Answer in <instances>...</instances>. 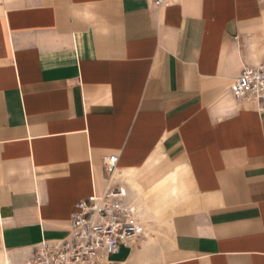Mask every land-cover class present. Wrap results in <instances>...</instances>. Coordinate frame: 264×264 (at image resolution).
I'll use <instances>...</instances> for the list:
<instances>
[{
	"label": "crops",
	"instance_id": "0c3cea01",
	"mask_svg": "<svg viewBox=\"0 0 264 264\" xmlns=\"http://www.w3.org/2000/svg\"><path fill=\"white\" fill-rule=\"evenodd\" d=\"M262 64L264 0H0V264L108 186L170 217L120 264H264V101L231 89Z\"/></svg>",
	"mask_w": 264,
	"mask_h": 264
},
{
	"label": "built area",
	"instance_id": "2783aa9c",
	"mask_svg": "<svg viewBox=\"0 0 264 264\" xmlns=\"http://www.w3.org/2000/svg\"><path fill=\"white\" fill-rule=\"evenodd\" d=\"M170 2L149 0L155 8ZM231 89L237 99L264 101V64L244 67L231 83ZM117 162V155L105 160L110 176ZM125 196L123 187L108 186L102 195L79 201L70 218L68 235L38 243L24 264H120L111 256L118 254L122 246L132 248L143 234L138 211L127 203Z\"/></svg>",
	"mask_w": 264,
	"mask_h": 264
},
{
	"label": "rangeland",
	"instance_id": "374dc122",
	"mask_svg": "<svg viewBox=\"0 0 264 264\" xmlns=\"http://www.w3.org/2000/svg\"><path fill=\"white\" fill-rule=\"evenodd\" d=\"M135 174V173H134ZM137 175V174H135ZM116 179H119L120 182H131L133 186L135 187H142L146 188L144 183H141V180H136L133 176H130L129 180H124L123 175H118ZM142 179V177H141ZM143 184V186H141ZM158 186L155 188L154 192L150 189L148 192H144L143 196V202L144 205H146L144 208L141 204L137 202L138 209H161L160 203L162 201H165L167 199H170L171 196L164 195L162 198H158ZM124 190L126 192V188L124 187ZM154 193V196H153ZM150 195V196H148ZM127 199V198H126ZM132 202L134 201L131 199ZM158 205L156 208L155 206ZM166 209V208H164ZM152 213L147 215V217L143 216V234L139 238L138 246L141 248L140 243L143 241H146L147 245V251L148 256L147 258L152 261H157V259L160 257L162 251L166 248V245L168 244L169 237H170V230H169V215L167 213H158L154 210H151ZM145 215V214H143ZM126 254V250L124 248L121 249V252L116 255H112L111 259L114 261H118L119 259H122ZM141 254V253H140ZM138 258V254L136 255Z\"/></svg>",
	"mask_w": 264,
	"mask_h": 264
}]
</instances>
